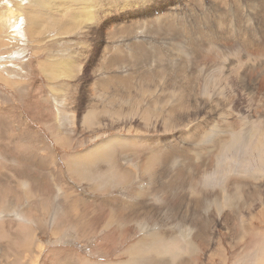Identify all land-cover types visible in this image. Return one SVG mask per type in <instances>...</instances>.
<instances>
[{
	"label": "rangeland",
	"instance_id": "rangeland-1",
	"mask_svg": "<svg viewBox=\"0 0 264 264\" xmlns=\"http://www.w3.org/2000/svg\"><path fill=\"white\" fill-rule=\"evenodd\" d=\"M34 1L0 0V264H264V0Z\"/></svg>",
	"mask_w": 264,
	"mask_h": 264
},
{
	"label": "bare ground",
	"instance_id": "bare-ground-1",
	"mask_svg": "<svg viewBox=\"0 0 264 264\" xmlns=\"http://www.w3.org/2000/svg\"><path fill=\"white\" fill-rule=\"evenodd\" d=\"M62 1V3L63 2H68V4L70 3V5H72L71 7H68V9H66L65 11H63L64 12V16H61V21L60 20H58V19H56V20H52L53 21V23L52 24H60V26L58 27V30H57V32L58 33H62L65 29H67L66 28V25L69 27V29L68 30H70L71 29V27L72 26H76L77 24H80V23H82L83 22V19H81V20H79L80 19V17H81V8H83V6H85V8L86 7H90L91 5H95V6H97V3H100V0H92L91 1V3L92 4H90L89 2H88V0H61ZM60 2V1H59ZM58 2V3H59ZM79 3V4H76V3ZM185 2V1H184ZM34 4H36V6H37V8L34 10V12L36 13V16L35 17H33V18H31L29 15V27H30V29H31V31L33 30L34 31V26L37 28L38 26H39V22L40 21H43V19L46 17V16H44L46 13H47V7H46V4L47 3H57V1L56 0H35L34 2H33ZM61 3V2H60ZM252 3V2H251ZM64 4V3H63ZM62 4V5H63ZM260 5H262V4H260ZM52 6H53V4H52ZM59 6H60V4H59ZM220 6V5H219ZM252 6V5H251ZM256 6V5H255ZM254 6V7H255ZM79 7H81V8H79ZM63 8V7H62ZM99 7H97V9H98ZM264 8V7H263ZM11 9V8H10ZM109 10V9H108ZM14 11V10H13ZM13 11H10V15H14V13H13ZM90 11V10H89ZM96 11V10H95ZM219 11V10H218ZM33 12V11H32ZM49 12V11H48ZM51 12H53V11H51ZM85 12H88V11H85ZM91 12V11H90ZM96 12H98V13H96ZM95 13L96 14H99V11H96ZM220 12V11H219ZM262 12V11H261ZM255 13V12H254ZM8 14V15H9ZM58 14H59V12H58ZM62 14V13H61ZM60 14V15H61ZM131 14V13H130ZM88 15V14H87ZM93 18H95V20H96V22H97V20H98V16H93ZM263 18V17H262ZM50 19H51V17H50ZM89 19L90 20H92V16L90 15V17H89ZM150 20V19H149ZM48 21V20H47ZM131 21V20H130ZM146 21H148V20H146ZM45 23H46V21H44ZM99 22V21H98ZM149 22V21H148ZM41 23H43V22H41ZM48 23V22H47ZM94 24V23H93ZM91 25V24H90ZM105 26V25H104ZM80 27H83V26H80ZM85 27V26H84ZM99 27H101V26H99ZM42 28V27H41ZM44 28V27H43ZM74 28V27H73ZM44 29H46V28H44ZM83 29V28H82ZM86 29H88V28H86ZM68 30H67V33H68ZM74 30V29H73ZM156 30V29H155ZM78 31V30H77ZM86 31V30H85ZM91 32V31H90ZM35 33V32H34ZM47 33V32H46ZM66 33V35H68ZM95 33H97V32H95ZM37 34V33H36ZM48 34V33H47ZM103 34V33H102ZM65 35V36H66ZM71 36L73 35L72 34V32H71V34H70ZM76 35V34H75ZM100 35V34H99ZM32 36V35H31ZM59 36V35H58ZM63 36H64V34H63ZM108 36V35H107ZM47 37V36H46ZM33 38V37H32ZM53 38V37H52ZM71 38V37H70ZM157 39V38H156ZM101 40V39H100ZM100 42V41H99ZM181 43V42H180ZM96 47V46H95ZM168 47V46H167ZM97 48V47H96ZM103 48V47H102ZM95 52H96V50H95ZM98 55H99V53H97ZM92 55V54H91ZM189 57V56H188ZM60 58V57H59ZM99 59V58H98ZM97 59V60H98ZM111 59H112V57H111ZM191 59V58H190ZM189 59V60H190ZM45 60V59H44ZM94 60V59H93ZM52 62H50V63H52V65H51V70H50V74H49V76H48V78L49 79H54L55 78V76H54V74H56L57 73V71H59V69L61 70V69H67V64L68 63H66V59H65V61H57V60H51ZM240 62V61H239ZM99 65V64H98ZM46 67H49L48 65H45ZM93 66V65H92ZM61 67H64V68H61ZM79 67V66H78ZM89 67H90V65H89ZM45 68V67H44ZM91 68V67H90ZM210 69V68H209ZM41 70V69H40ZM68 70V69H67ZM66 70V71H67ZM234 70H235V68H234ZM61 72V71H60ZM65 72V71H64ZM69 72V71H68ZM47 73V72H46ZM71 73V72H70ZM74 73H76V70H75V72ZM235 73H236V71H235ZM255 73V72H254ZM59 73H57V75H58ZM64 74V73H63ZM56 75V76H57ZM60 75V74H59ZM76 75V74H75ZM47 76V75H46ZM64 77V76H63ZM246 77V76H245ZM0 78H1V80H4L2 77H1V74H0ZM58 78V77H57ZM98 78V77H97ZM51 81V80H50ZM106 82V81H105ZM107 83V82H106ZM106 85V84H105ZM232 85V84H231ZM103 87H105V86H103ZM102 87V88H103ZM233 87V86H232ZM107 89H108V87H107ZM106 89V90H107ZM224 89H225V87H224ZM105 90V89H104ZM219 90V89H218ZM220 91H222V90H220ZM263 91V90H262ZM218 92V91H217ZM224 92V91H223ZM229 92V91H228ZM261 94V93H260ZM229 95V94H228ZM226 96V95H225ZM231 96V95H230ZM237 95H235V97H236ZM248 96V95H247ZM253 97V96H252ZM249 101V100H248ZM247 104V103H246ZM248 104H250V103H248ZM251 106V104L249 105V107ZM247 107V106H246ZM244 108H242V110H243ZM250 109V108H249ZM244 111V110H243ZM247 111H249V110H247ZM251 111V110H250ZM257 111V110H256ZM257 113V112H256ZM88 114V113H87ZM90 115V114H89ZM262 116H264L263 114H262ZM117 118V117H116ZM252 118H254L253 116H252ZM119 119V118H118ZM86 120H88V119H85V121H83L85 124H86ZM113 121V120H112ZM112 121H110V122H112ZM124 122V121H123ZM131 122V121H130ZM115 122H113V123H111V124H114ZM132 124V123H131ZM131 124H129V125H131ZM228 124V123H227ZM230 124V123H229ZM118 125V124H117ZM231 125V124H230ZM256 125H257V127H255V128H253V130H252V132H251V134H250V141L251 140H253V139H256V141L255 142H253L254 143V148H256L257 150H259V151H261L260 153H261V155H263L264 153V118H259L258 119V121H256ZM112 126V125H111ZM255 126V125H254ZM114 127V126H113ZM244 128V127H243ZM249 134V133H248ZM237 137H239V136H237ZM237 137H235V139L237 138ZM119 138H112V139H109V140H107L106 142H104L103 144H101V145H99V146H96V147H92L91 149H89V150H87L86 152H84V153H81L79 156H77L76 158H75V161H74V166H73V168L75 169V171H76V173H78L79 175L80 174H84V173H88V176L90 177V176H92L93 174L91 173V169L94 167V164L95 163H98V162H102V161H105V160H107V162H109V161H112L113 159H111L113 156H112V149H115V145H116V142H117V140H118ZM120 140V139H119ZM124 140V139H123ZM232 140V139H231ZM230 140V141H231ZM239 140H241V138L239 137ZM247 140V139H246ZM121 141V140H120ZM119 141V142H120ZM122 142V141H121ZM239 142V141H238ZM249 142V141H248ZM122 145H124V144H122ZM231 146V145H230ZM233 146V145H232ZM244 147V146H243ZM249 148V147H248ZM252 148V147H251ZM255 149V150H256ZM114 151V150H113ZM253 150L251 149V152H252ZM114 153V152H113ZM115 154V153H114ZM116 156H117V154H115ZM256 155V154H255ZM257 155H258V152H257ZM115 156V157H116ZM248 156H249V154H248ZM261 156H257V159L259 160V158H260ZM252 158V157H251ZM261 158H263L262 159V161H261V163H260V165H259V167H258V170L261 168V166L263 165L264 166V156H262ZM110 159V160H109ZM254 159H256V156H255V158L253 157V160ZM258 160H256V161H258ZM150 161V160H149ZM106 162V163H107ZM259 162V161H258ZM110 164H112L111 162H109ZM108 164V163H107ZM256 164V163H255ZM97 165V164H96ZM119 165V164H118ZM257 166H258V164H256ZM255 165V166H256ZM107 166V165H106ZM254 166V167H255ZM256 166V167H257ZM113 167V166H112ZM107 168V167H106ZM112 169V168H111ZM243 169V168H242ZM253 169H255V168H252V171H253ZM147 170V169H146ZM256 170V169H255ZM261 171V170H260ZM260 171H258V172H260ZM263 172H264V170H262ZM93 172V171H92ZM242 172V171H241ZM257 172V173H258ZM94 173V172H93ZM107 173V172H106ZM239 173V172H238ZM250 173V172H249ZM254 173V172H253ZM113 174V173H112ZM215 174V173H214ZM262 174H264V173H262ZM87 175V174H86ZM222 175V174H221ZM82 176V175H81ZM102 176V175H101ZM244 176V175H243ZM250 176V175H249ZM86 176H84V178H85ZM88 177V178H89ZM99 177V176H98ZM98 177H95V176H93V177H91V178H94V179H98ZM246 177V176H245ZM90 178V179H91ZM30 186V185H29ZM237 186L238 185H236V188H237ZM241 186V185H240ZM243 186V185H242ZM241 189V188H240ZM245 190V189H244ZM26 192V191H25ZM225 192V191H224ZM226 193V192H225ZM229 193V192H228ZM227 193V194H228ZM72 196V195H71ZM218 196V195H217ZM223 196H225V195H223ZM238 196V195H237ZM75 198V197H74ZM177 198V197H176ZM185 198H187V197H185ZM223 198V197H222ZM68 199V198H67ZM178 199V198H177ZM173 200V199H172ZM212 200V199H211ZM229 200V199H228ZM227 200V201H228ZM163 201V200H162ZM74 202V201H73ZM229 202V201H228ZM233 202V201H232ZM184 203V202H183ZM218 203H219V201H218ZM222 203V202H221ZM72 204V203H71ZM75 204V203H74ZM139 204V203H138ZM137 203H134V205H130V206H132V207H134V206H136V205H138ZM224 204H226V203H224ZM70 205V204H69ZM111 206H115V205H111ZM139 206V205H138ZM221 206V205H220ZM260 208H259V211H260V215L261 216H263L264 217V201H262L261 203H260ZM137 207V206H136ZM70 209V208H69ZM134 209V208H133ZM143 211H144V209H143ZM133 212V211H132ZM140 212V211H139ZM117 213V212H116ZM257 213V212H256ZM109 215V214H108ZM141 215V214H140ZM113 216V215H112ZM253 216V215H252ZM255 217V216H254ZM257 217H258V214H257ZM259 218V217H258ZM255 219V218H254ZM110 220V219H109ZM111 220H112V217H111ZM148 221V220H147ZM141 222V221H140ZM144 222V221H143ZM108 224V223H107ZM107 224H105V225H107ZM146 224V223H145ZM140 226V225H139ZM151 227H152V225H151ZM155 228V227H154ZM155 231V230H154ZM157 231V230H156ZM158 234V233H157ZM156 234V235H157ZM161 235V234H160ZM164 238H166V234L164 233ZM147 237V236H146ZM149 237V236H148ZM171 237H173V236H171ZM171 237H169V238H171ZM169 238H167V240L169 239ZM141 239V238H140ZM139 239V240H140ZM143 239V238H142ZM141 239V240H142ZM162 239V238H161ZM145 240V239H144ZM155 239H154V237H152L151 236V241H153V244L154 243H156V241H154ZM158 240V239H157ZM164 240V239H163ZM151 241L149 242V243H151ZM159 241H161V240H159ZM158 241V243H160ZM164 241H166V239L164 240ZM169 241V240H168ZM143 242V241H142ZM144 242H146V240L144 241ZM171 243H169L168 242V245L169 244H172V240L170 241ZM163 243V242H162ZM175 243V242H174ZM135 244V243H134ZM138 244V243H137ZM141 244V243H140ZM139 244V245H140ZM146 244V243H145ZM147 245V250H145V251H143V253H145V254H143V257H144V255H146L147 253L149 254V252H151V251H153L154 250V248L155 249H157L156 247H154V246H156V245H152V243L151 244H146ZM168 245H166V247H168ZM175 245H176V243H175ZM175 245H172V246H174L175 247ZM190 245V244H189ZM144 246V245H143ZM163 246H165V244L164 245H162L161 247L163 248ZM192 246V245H191ZM138 247V246H137ZM157 247H158V245H157ZM171 247V246H170ZM179 247V246H178ZM129 248H132L131 247V245H130V247ZM142 248V247H141ZM165 248V247H164ZM163 248V249H164ZM179 248H181V247H179ZM171 249V248H170ZM169 249V250H170ZM176 249H178V248H176ZM193 249V246L191 247V249H189V250H192ZM172 250V249H171ZM164 251V250H163ZM166 251H168V250H166ZM173 251V250H172ZM137 252V251H136ZM182 252V251H181ZM185 252H187V250L185 251ZM172 253V252H171ZM178 253V251H176V254ZM180 253V252H179ZM128 254V253H127ZM136 253L135 252H132V254L131 255H135ZM156 254H158L157 252H156ZM185 254V253H184ZM130 255V254H129ZM263 255H264V252H263ZM138 256V255H137ZM137 256H135V257H137ZM148 256H150V255H148ZM160 256V255H159ZM163 256H164V254H163ZM177 256V255H176ZM175 256V257H176ZM179 256V255H178ZM181 256V255H180ZM180 256H179V258H180ZM261 256V255H260ZM129 257V256H128ZM134 257V256H133ZM149 258V257H148ZM161 258V257H160ZM159 258V259H160ZM174 258V257H173ZM178 258V259H179ZM184 258V257H183ZM139 259H140V257H139ZM142 259V258H141ZM170 259V258H169ZM172 259V258H171ZM174 260V259H173ZM204 260V259H203ZM128 261V260H127ZM129 263L131 262V261H128ZM160 262V261H159ZM259 262V261H258ZM124 263V262H123ZM122 263V264H123ZM128 263V264H129ZM142 264V263H141ZM252 264V263H251Z\"/></svg>",
	"mask_w": 264,
	"mask_h": 264
}]
</instances>
